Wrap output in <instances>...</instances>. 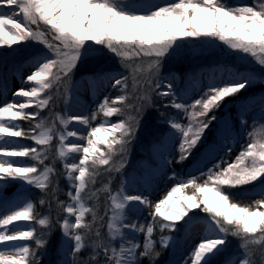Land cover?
<instances>
[{
  "label": "snow or ice",
  "instance_id": "obj_1",
  "mask_svg": "<svg viewBox=\"0 0 264 264\" xmlns=\"http://www.w3.org/2000/svg\"><path fill=\"white\" fill-rule=\"evenodd\" d=\"M257 84L264 0H0V264H264ZM141 133L154 163L125 172Z\"/></svg>",
  "mask_w": 264,
  "mask_h": 264
},
{
  "label": "rangeland",
  "instance_id": "obj_2",
  "mask_svg": "<svg viewBox=\"0 0 264 264\" xmlns=\"http://www.w3.org/2000/svg\"><path fill=\"white\" fill-rule=\"evenodd\" d=\"M159 2L163 4V3L171 2V0H159ZM228 2L230 4H247V5H249V1L248 0H228ZM253 2H254V0H253ZM29 43H31V42H29ZM17 46H19V45H14V47H17ZM34 47L35 48H38V49H41L43 51H46V49H43V46L42 45H34ZM221 47L223 48L224 46L221 45ZM229 59H234V58H231L230 57ZM113 63L115 65V67H118L119 66L118 62L113 61ZM168 71H169V69H168V66H167V68H165V70H164V73L165 74H168ZM15 81L16 80H14L12 82L11 89L13 88ZM259 93L261 94L262 92L261 91L258 92V95L255 96V100L254 101H249V103L252 106L251 110H252L253 114L255 116H257V118L259 116V99H260V94ZM8 94H10V93H8ZM84 99L86 101H88V102H91L90 101V97L88 95H85ZM31 110L32 109H29V111H31ZM56 110L57 111H61L62 110V106L61 107L58 106ZM111 119L115 120V119H117V117H112ZM249 120L251 121V117H249ZM18 123H20L22 126L28 125V122H26V121H24V123L23 122L21 123V121H19ZM250 128H251V123L249 124V128H248L249 131H250ZM244 139H245V136L242 133L241 136H240V141L243 142ZM25 142L26 143H30V141H25ZM141 142L140 141L137 142V147H136L137 149L135 150L136 156L134 158H130V161L132 163V168H130V169L135 170L136 172H141V171H143L144 169L147 168L148 164L154 163V160L152 159L151 154L147 150V147H146L145 142L144 141H141ZM237 145L239 146V144H237ZM144 162H147V163H144ZM128 164H130V162ZM172 169H173L172 166H170L169 167V174L171 173V170ZM66 184H67V181H66ZM171 186H172L171 185V182H164V181H162L160 183V185H159V189L157 191H154L152 193V195H151L150 198L155 202L160 197H162L163 195H165L166 194V190L167 189H170ZM12 191H13V188L12 187H10V186L7 187V193L8 194H11ZM149 212H150V209L145 208L144 211H143V213L140 214L139 220L141 222L146 223L150 219V217L148 216V213ZM56 238L57 237H54L53 236V239H56ZM140 240L141 241L143 240V237L142 236L140 237ZM229 240L232 241V245H231L232 250H238V241L235 238H232V237H229Z\"/></svg>",
  "mask_w": 264,
  "mask_h": 264
},
{
  "label": "trees",
  "instance_id": "obj_3",
  "mask_svg": "<svg viewBox=\"0 0 264 264\" xmlns=\"http://www.w3.org/2000/svg\"><path fill=\"white\" fill-rule=\"evenodd\" d=\"M249 1V5H252L254 2H253V0H248ZM117 68H119V66L117 67ZM165 68H167V66H165ZM165 68L163 69V71L165 70ZM167 70V69H166ZM258 70V69H257ZM184 71H186V68H182V69H179L178 70V74L179 75H183V73H184ZM264 92V85H259V84H257L252 90H251V92L252 93H255L256 95H258V92ZM260 94V93H259ZM234 99V97H229V98H227V100L225 101V103H227L228 101H231V100H233ZM62 105H60V107H61ZM230 111L233 113V115H235V108H232V109H230ZM221 114H223V109L221 110ZM153 115L155 116V112H154V110H153ZM24 123V121H21V123ZM94 124L95 123H99V121H95V122H93ZM24 128H27L28 127V125H26V126H23ZM250 130H251V128H250ZM141 135V139H140V142L141 141H144L143 140V133H141L140 134ZM142 143V142H141ZM101 147H103V146H101ZM137 147V143H135V145H134V147H133V149H132V153H131V156L129 157V162H130V164H128V166L126 167V169H125V172H128V171H132V169H130V168H132V163H131V161H130V158H134L135 156H136V154H135V150L137 149L136 148ZM239 151V146L237 145L236 146V150H235V152L233 153V156L236 154V152H238ZM175 154V153H174ZM190 160H191V157L189 158V160H187V161H185L184 162V164L183 165H180V164H172L171 166H172V168L173 169H175L177 172H180L181 171V169L183 168V167H189L190 166ZM56 168H57V171H58V173L60 174L59 175V184H60V188H61V193H60V199H66V196L64 195V191H66L67 190V187H68V185L66 184V179L64 178V176H63V165L61 164V163H59V162H57V164H56ZM101 172L103 173V169H101ZM55 179V178H54ZM107 179H108V177H107V175H105V174H101L98 178H97V187H102L103 186V184L107 181ZM112 188L115 190L116 188H118V181H114L113 182V184H112ZM33 191H37V190H33ZM105 203H106V200L104 199V194H101V214H103V210H104V205H105ZM41 211H43V210H41ZM53 218H55V213H53ZM60 235V229H59V226L57 225V227H56V231L53 233V236L54 237H58ZM155 239H157L158 240V238H159V233H157L156 234V236L154 237ZM30 243V242H29ZM159 247V246H158ZM85 256H87V253H85L84 254ZM168 257H169V253H168V251H166V250H164V251H162V255H161V257L159 258V260L157 261V264H164V261H166L167 259H168ZM47 261H48V258L47 257H45L44 258V262H43V264H47ZM142 264H148V261H147V259H145L143 262H142Z\"/></svg>",
  "mask_w": 264,
  "mask_h": 264
},
{
  "label": "bare ground",
  "instance_id": "obj_4",
  "mask_svg": "<svg viewBox=\"0 0 264 264\" xmlns=\"http://www.w3.org/2000/svg\"><path fill=\"white\" fill-rule=\"evenodd\" d=\"M20 88V82L18 81V80H16L15 81V83H14V86H13V88H12V91H15V90H17V89H19ZM9 100H11L12 99V94H11V92H10V94H8V97H7ZM17 99H20L19 97L17 98ZM150 211H151V209H150Z\"/></svg>",
  "mask_w": 264,
  "mask_h": 264
}]
</instances>
